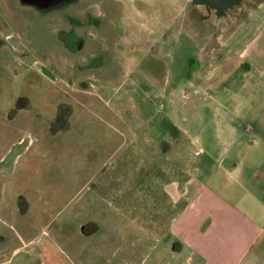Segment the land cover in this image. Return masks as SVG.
<instances>
[{
  "label": "rangeland",
  "instance_id": "obj_1",
  "mask_svg": "<svg viewBox=\"0 0 264 264\" xmlns=\"http://www.w3.org/2000/svg\"><path fill=\"white\" fill-rule=\"evenodd\" d=\"M260 1L239 0L220 12L194 0H0V154L20 135L18 126L38 136L54 106L67 104L57 116L69 113L67 129L55 147L44 137L14 169L17 176L32 170L33 184L38 170L62 179L71 202L56 208L54 224L80 202L87 214L106 218V233L112 219L118 229L145 221L134 224L141 231L153 228L154 216L173 213L174 181L187 177L191 163L184 138L207 135L199 125L211 122L203 109L206 60L227 52L228 35L242 42L262 21ZM216 71L222 89L229 79ZM149 195L165 198L166 209L149 207ZM77 234L75 226L58 246L44 233L38 242L54 245L62 264H97L100 233Z\"/></svg>",
  "mask_w": 264,
  "mask_h": 264
},
{
  "label": "crops",
  "instance_id": "obj_2",
  "mask_svg": "<svg viewBox=\"0 0 264 264\" xmlns=\"http://www.w3.org/2000/svg\"><path fill=\"white\" fill-rule=\"evenodd\" d=\"M257 9L262 21L243 34V41L228 35L227 52L206 60L209 92L203 109L211 122L199 125L207 135L184 138L190 143L186 152L191 163L187 177L174 181L178 187L170 216H154L153 228L142 225L141 231L134 230V224L145 221H125L118 229L112 219L114 227L106 233L101 231L106 218L87 214L80 202L62 223L54 224L61 212L56 208L71 202L64 200L62 179L56 182L53 173L38 170L33 184L32 170L17 176L14 169L35 142H45L44 137L49 148L55 147L69 115L57 118L66 110L61 101L54 106L50 124L40 127L46 131L32 137L28 128L18 126L20 135L1 151L0 264H62L54 245L43 246L39 236L44 233L57 245V239H67L75 226L77 235L100 233L94 252L97 264H264V0ZM217 69L229 79L222 89L214 80ZM182 138L176 136L175 141ZM86 186L85 181L80 189ZM153 196H148V206L166 209L167 200ZM53 224L55 229L47 231Z\"/></svg>",
  "mask_w": 264,
  "mask_h": 264
},
{
  "label": "flooded vegetation",
  "instance_id": "obj_3",
  "mask_svg": "<svg viewBox=\"0 0 264 264\" xmlns=\"http://www.w3.org/2000/svg\"><path fill=\"white\" fill-rule=\"evenodd\" d=\"M42 1H44V0H38V1H36V2H38V3H42ZM51 1H54V0H45V2L47 3V2H51ZM203 2H206V3H208V4H210L214 9H217L218 11H220V12H223L225 9H227V8H229L230 6H228V7H226V8H224V5L226 4V2L227 1H229V0H202ZM238 2H239V0H238ZM237 2V3H238ZM234 4H236V3H234ZM232 6V5H231ZM76 38H78V37H76Z\"/></svg>",
  "mask_w": 264,
  "mask_h": 264
},
{
  "label": "water",
  "instance_id": "obj_4",
  "mask_svg": "<svg viewBox=\"0 0 264 264\" xmlns=\"http://www.w3.org/2000/svg\"><path fill=\"white\" fill-rule=\"evenodd\" d=\"M195 2H203L202 0H194ZM238 0H229L226 2V4L224 5V8L233 5L234 3H237Z\"/></svg>",
  "mask_w": 264,
  "mask_h": 264
},
{
  "label": "trees",
  "instance_id": "obj_5",
  "mask_svg": "<svg viewBox=\"0 0 264 264\" xmlns=\"http://www.w3.org/2000/svg\"><path fill=\"white\" fill-rule=\"evenodd\" d=\"M63 112H64V111H63ZM63 112L59 113L57 116L60 117V114H62ZM65 116H66V113L63 115V117H65Z\"/></svg>",
  "mask_w": 264,
  "mask_h": 264
}]
</instances>
